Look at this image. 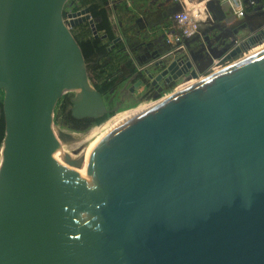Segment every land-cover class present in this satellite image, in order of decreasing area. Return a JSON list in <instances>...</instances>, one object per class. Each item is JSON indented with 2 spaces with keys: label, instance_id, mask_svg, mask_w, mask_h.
Wrapping results in <instances>:
<instances>
[{
  "label": "water",
  "instance_id": "1",
  "mask_svg": "<svg viewBox=\"0 0 264 264\" xmlns=\"http://www.w3.org/2000/svg\"><path fill=\"white\" fill-rule=\"evenodd\" d=\"M69 1L0 0V264H264V47L199 77L262 42L264 22L210 2L203 37L255 35L232 50L165 52L140 71L146 85L193 83L62 166L60 98L74 93L75 118L108 113L72 31L89 18L71 12L67 24Z\"/></svg>",
  "mask_w": 264,
  "mask_h": 264
},
{
  "label": "crops",
  "instance_id": "2",
  "mask_svg": "<svg viewBox=\"0 0 264 264\" xmlns=\"http://www.w3.org/2000/svg\"><path fill=\"white\" fill-rule=\"evenodd\" d=\"M75 1L81 4L79 0ZM166 1L169 3L170 7L172 3L169 0ZM169 7L166 8L168 9ZM166 8L163 10V12H165ZM262 12H264L263 2L256 9V12L251 15L252 17L250 21L253 25H257L262 21L264 22V13ZM163 14L164 13H161V16L159 17V19H161L162 21L158 20L157 24H155L156 26L153 28L148 26V24L146 23L145 25H142L143 27L140 26V31L138 30L135 33H130L128 37L124 34H121L120 37L116 39L118 40L117 42L119 45V49L116 48L111 53H108L107 56L103 55L99 58V62L106 65V76H110L109 78L103 79L100 84H112L110 86L111 88L107 92L101 91L103 93V96L107 94L112 96V94L115 93L123 94L127 89L131 90V88L135 87L139 82L137 79H139L140 76L142 77L140 71H142L143 68L151 67L152 65H154L155 62L159 61L162 58V55L165 54L166 45L163 41L165 35L164 32L165 29L170 25V23L167 20L165 21V19L163 18ZM206 22L208 23V26H211L209 24L211 22L210 18H208ZM84 25H86V23H82L74 28L77 34L85 30ZM143 28H145V31ZM91 30H93V28H91ZM213 31L214 30L210 28L208 31H206V34L203 38H195L194 40H192L191 42L193 48L200 51L202 50L204 54L212 52L215 45L217 44L215 40H212L209 37V34ZM92 35L95 34L92 33ZM105 39L107 42L110 41L108 38ZM201 40L202 45L198 46L197 43ZM205 58L206 59L201 61L200 64L207 63L208 58ZM214 65L216 64H210L208 65V67H212ZM153 70L156 71L155 69ZM142 91L143 85L137 87L135 92L140 93Z\"/></svg>",
  "mask_w": 264,
  "mask_h": 264
},
{
  "label": "rangeland",
  "instance_id": "3",
  "mask_svg": "<svg viewBox=\"0 0 264 264\" xmlns=\"http://www.w3.org/2000/svg\"><path fill=\"white\" fill-rule=\"evenodd\" d=\"M131 6H127L122 2H119L115 5V14L114 17L116 19V21L121 25V33L122 35L124 34L125 36L128 37V35L130 33H135L136 31H138L140 29V26L145 25L146 23L148 24V26L150 27H155L158 22V20L162 21L161 19H159V17L161 16V13H164L163 10L166 7H169V3L166 0H131ZM172 6H170L168 9H170ZM77 6L75 5V1L74 0H70L69 3L65 6L64 8V17H67V14L73 10L76 9ZM166 8L165 11L168 10ZM166 21V20H165ZM160 24V22H159ZM147 26V27H148ZM143 27V26H142ZM85 30H91V24L89 22H86V25H84ZM145 31V28H143ZM73 33L77 34V32L73 29L72 30ZM140 31V30H139ZM142 31V30H141ZM92 33H94L95 37H99V38H103V34L105 33H100L99 31H97V29L95 31L91 30ZM218 35H221L220 31H216L214 30L213 32H211L209 34V37L212 40H215L216 37ZM104 42L106 43L107 41L104 40ZM198 46L202 45V40L199 41L197 43ZM226 45H231V47L233 46V38L232 39H226L224 40L223 38L219 39V41L217 42V44L215 45L214 48H217L218 50L222 49L223 46ZM256 49V48H254ZM260 50V49H259ZM243 53H240L238 56L234 57V58H239L242 56ZM236 61V60H235ZM234 62V61H232ZM231 62V63H232ZM207 63H203V65H201V67H204ZM225 65L222 66H217L214 65L212 67H208L206 69H204L201 73H199V77H205L211 73H214L215 71L219 70L220 68L224 67ZM154 69V68H153ZM152 69V70H153ZM154 71V70H153ZM192 81H194L193 78H191L189 75L183 76L181 79L175 81L174 83H172L166 90L165 93H163L162 95H160L158 97L159 98H163L171 93H174L175 91L189 85ZM118 87V86H116ZM138 96L140 97H136L137 99L134 100V102H129L127 104H125V106L120 107V108H116V102L120 100V94L115 93L112 94V96L110 95H105L104 96V100L106 101V103L108 104L107 108H108V113H106L104 116L100 117L96 122H91L90 124V128L84 130V127H73L70 123V119L72 117V113L69 112L67 118H65L64 116V112L63 109L61 108V104L60 101H62L64 98H68L70 101L73 99L74 97V93H69L63 97L60 98V101L58 102V105L56 107V111H55V115L53 117L54 119V133L56 132L57 129L63 131V133H70V132H88L90 130H99L102 128H105L107 126L112 125L113 123H115L119 118L120 115L119 114H124L126 111H128L129 109H136L137 110H142L145 109L144 107H149L154 105L155 103H158L160 100L158 101H150V100H146L145 95L144 94H139ZM150 101V102H149ZM119 112V113H117ZM92 133V132H90Z\"/></svg>",
  "mask_w": 264,
  "mask_h": 264
},
{
  "label": "built area",
  "instance_id": "4",
  "mask_svg": "<svg viewBox=\"0 0 264 264\" xmlns=\"http://www.w3.org/2000/svg\"><path fill=\"white\" fill-rule=\"evenodd\" d=\"M75 1V0H74ZM174 9H168L164 12L163 18L170 23V25L165 29L164 32V44L166 45V52L170 51L172 53L178 50H185L187 53L195 48L189 44L187 41L194 39L196 36H202V31L207 26V19L211 18L209 12V3L215 1L217 5L224 9L226 13L234 16L236 19L241 20L251 16L256 12V9L264 0H169ZM119 2L124 3L128 7L131 6V0H112L109 2V7L113 8V14H115V5ZM77 6L76 9L71 10V12H80L81 16H88V20L91 24V28H96L97 20L93 17L91 11H87V7H83L81 4L75 1ZM251 10V11H250ZM250 11V12H249ZM67 24H70L72 18H69L68 14L65 18ZM85 22V23H86ZM264 28V26H263ZM225 31H228L227 29ZM257 32V31H256ZM254 31L242 30L238 35L233 38V46L229 49L232 50L237 46H241L246 43L255 35ZM104 36V35H102ZM103 39V38H102ZM104 40V39H103ZM264 47V40L262 42L251 45L246 50L242 51V56H247L259 49ZM193 48V49H191ZM256 48V49H254ZM239 57V58H241ZM225 58V56L223 57ZM222 58V59H223ZM239 58L225 59L224 62H220L222 59H214V63L217 66L230 64ZM193 82V81H192ZM191 82V83H192ZM151 85V84H150ZM153 88V87H152ZM160 99V98H159ZM157 98H152L150 101H158ZM149 101V102H150Z\"/></svg>",
  "mask_w": 264,
  "mask_h": 264
},
{
  "label": "trees",
  "instance_id": "5",
  "mask_svg": "<svg viewBox=\"0 0 264 264\" xmlns=\"http://www.w3.org/2000/svg\"><path fill=\"white\" fill-rule=\"evenodd\" d=\"M112 0H79L83 7L90 9L93 17L97 20L96 29L104 36L106 35L110 41L119 38L121 33V25L116 21L113 15V8L109 7V2ZM88 64V71L90 78L94 82V85L102 92H107L112 84H100L101 81L110 76H106V65L99 62L101 56H107V42L105 43L102 38H97L92 35L91 30H83L79 34H75ZM64 107L71 104L68 98H64L60 101ZM65 110V108H63ZM136 109H129L120 116L135 112ZM90 128V125L85 126L83 129ZM6 135V120L3 105V93L0 97V150L3 145Z\"/></svg>",
  "mask_w": 264,
  "mask_h": 264
},
{
  "label": "bare ground",
  "instance_id": "6",
  "mask_svg": "<svg viewBox=\"0 0 264 264\" xmlns=\"http://www.w3.org/2000/svg\"><path fill=\"white\" fill-rule=\"evenodd\" d=\"M152 106L144 107L145 109L137 110L135 112L120 116V118L115 123L99 130L96 129L90 130L88 132L63 133V131L57 129L54 133V140L58 147V156L62 166H65L69 160L80 161L85 157H92L97 151L98 147L113 132H115L119 127L129 120L149 110ZM5 150L6 147L4 146L0 152V163H3L4 161Z\"/></svg>",
  "mask_w": 264,
  "mask_h": 264
},
{
  "label": "flooded vegetation",
  "instance_id": "7",
  "mask_svg": "<svg viewBox=\"0 0 264 264\" xmlns=\"http://www.w3.org/2000/svg\"><path fill=\"white\" fill-rule=\"evenodd\" d=\"M165 20H166V18H164ZM229 32L228 31H222V37L224 38V37H226L227 36V34H228ZM120 37V36H119ZM118 39V38H117ZM227 38H224V40H226ZM107 51H108V53H111L112 51H114L116 48H118L119 49V45H118V42L117 41H115V40H113V41H108L107 42ZM191 49H193V48H191ZM194 51H196L197 49H193ZM189 54H190V51L188 52ZM233 59H235V58H233ZM138 81H140V80H143L142 79V77L140 76V78L139 79H137ZM137 81V82H138ZM136 82V83H137ZM143 82H144V85H143V91L142 92H140V93H136L135 91H136V86L135 87H133V88H131V89H134V91H132V90H130V89H127L126 91H124V93L123 94H120V100L119 101H117L116 102V108H120V107H123V106H125V104H127V103H131V102H134V100L135 99H137L136 97H140V96H138L139 94H144L145 95V98H146V100H150V99H152V98H157V97H159L160 95H162V94H160L159 92H158V90L157 89H155V88H152V87H150V85L149 84H147L146 85V83L147 82H145L144 80H143ZM61 104V108L63 109V108H65V110L63 109V114H64V116H65V118H67V116H68V114H69V112H71L70 111V107H71V104L70 105H68V106H66V107H64V105L62 104V103H60ZM72 113V112H71ZM117 113H119V112H117ZM100 117H98V118H93V117H83V118H75L73 115H72V117L71 118H68V119H70V123H71V125L73 126V127H85V126H88V124H90L91 122H96L98 119H99Z\"/></svg>",
  "mask_w": 264,
  "mask_h": 264
}]
</instances>
